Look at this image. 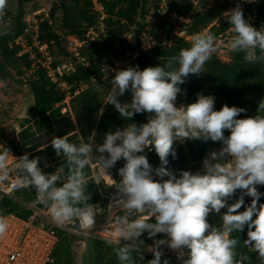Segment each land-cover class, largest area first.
Listing matches in <instances>:
<instances>
[{"label":"clouds","instance_id":"1","mask_svg":"<svg viewBox=\"0 0 264 264\" xmlns=\"http://www.w3.org/2000/svg\"><path fill=\"white\" fill-rule=\"evenodd\" d=\"M5 4L6 0H0V12ZM224 14L233 32L228 46L243 52L249 64L256 63L254 52L264 53V26H252L239 4ZM217 47L214 33L200 32L193 35L190 47L165 64L116 70L103 103L113 105L132 123L106 132L95 149L90 143L70 142L66 135L53 138L51 146L64 158L67 172L63 168L45 172L40 157L30 158L28 153L15 158L23 186L33 188L52 219L61 223L89 199L85 169L94 153L106 174L123 160L116 196L126 211L114 218L112 238L106 241L114 246L119 264L143 262L137 241L144 233L150 238L165 237L154 239L148 247L152 259L147 264H170L167 258L162 260L160 246L165 244L177 250L182 264H241L236 251L239 240L233 234L245 228L244 245L264 264V202L258 205L264 193L257 187L264 185V100L258 102L254 115L243 117L246 109L242 107L225 103L216 109L211 94L197 93L194 101L176 105L181 85L190 75L205 72ZM128 91L130 102L121 103L119 97ZM140 113L149 115L147 122L137 125L132 118ZM188 140L218 142L221 147L204 158L201 169L173 171L168 165L169 156L176 158L174 145ZM146 149L155 151L159 166L149 163ZM7 159V153L0 154V170L6 169ZM238 190L239 197L229 204ZM245 196L252 198L250 203H245ZM223 208L226 211L221 213ZM213 212L219 214V224L208 222ZM7 227L6 219L0 217V234Z\"/></svg>","mask_w":264,"mask_h":264},{"label":"rangeland","instance_id":"2","mask_svg":"<svg viewBox=\"0 0 264 264\" xmlns=\"http://www.w3.org/2000/svg\"><path fill=\"white\" fill-rule=\"evenodd\" d=\"M74 1L66 0L67 3H73ZM81 1L82 4H85L84 0ZM158 1H147L145 14H143V10H140L141 12L135 20V25L143 27L142 30L146 27L148 31L154 29L156 23L159 21V15L156 12V3ZM165 1L173 12L177 11L180 14L179 11H183L186 14L183 15L187 16L184 21L178 19L179 17L174 19L172 34L175 31L189 34L197 14L214 10L216 15L214 21L198 33L210 32L211 26H219L221 22L226 20L224 13L236 7L239 3V0ZM93 10L96 13L97 22L101 19L106 25L107 14L105 13V9H103V13H105L104 19H102V7H100L99 3L95 4L94 2ZM63 15L62 0H6L5 7L0 12V36L12 33L19 21L26 23V29L22 33L23 39L20 41L23 43V46L17 44L21 46L22 50H18L13 54H0V61L3 63V66L0 68V154H8L7 167L5 170H0V177H3V181H9L12 178L22 180V176L19 170L16 169L14 162L15 158H19L25 153H28L30 158L40 157V167L43 171H57L59 163L65 160L62 156H57L54 148L51 146V140L55 137L66 135L70 142L77 144L81 142L90 143L94 149L96 145L102 144L103 139H100L101 135L97 130L102 118L100 112L102 110L103 114L108 105L104 104L103 101L110 92V80L114 77L116 70L138 65V57L143 51L141 49H139L137 56L129 55L126 58L127 62L117 69L116 65L112 64V58L120 55L122 52L118 54L112 52L110 56H100L94 50L93 41L85 39V42L81 44L76 43L74 37L81 39L84 37L71 33L69 29L64 27ZM34 16L40 20L36 27L35 23H33ZM27 20H31L29 21L30 25ZM44 22L48 23V27L43 26ZM251 23L258 29L264 26V23L258 24L253 19ZM166 25L168 26V23ZM50 34H55V36H51ZM215 36L218 47L212 56H217L223 61L230 62L234 53L228 46L233 36L231 27L221 30ZM116 47L119 49L121 45L118 43ZM26 53H28V60H32V64L35 61V69L43 63L49 64L51 70L53 69L51 71L53 78H55L52 81L60 83L59 85L62 90L66 91L65 99L58 103L54 111L44 116L34 115L35 100L30 89L31 82L34 79V70L27 67V60L22 57ZM254 55H256L255 52ZM92 60L97 63L105 62L106 65H104L103 71L98 72L87 86L77 87L76 82H65L70 88L64 86L65 83L62 82L63 74H71L78 66L89 65ZM255 65L257 67V76L254 79L252 92L232 100H215L216 109L227 103L229 106L235 105L246 109V112L242 113L241 117L251 116L256 113L258 102L264 100V53L257 56ZM72 87L75 88L74 92H71ZM69 91L71 94L68 95ZM83 94L86 95L81 96ZM119 100L121 103L130 102L131 92H126L123 96L119 97ZM181 104H187V102L177 96L176 105L179 106ZM113 109H115L114 106ZM135 115H138L139 119L134 123L139 125L147 122L149 114L140 113ZM129 123L126 121L122 122L117 128H123ZM13 140H17L19 143L17 148L12 147L11 142ZM219 149L218 147L208 150L204 158L210 152L219 151ZM145 151L148 150L146 149ZM96 155L94 153L93 158L90 159L91 175L86 176V178L96 180L101 191L104 193V200L97 204L96 207L100 209L101 217L105 219L109 207V197L117 192L116 185L119 181L113 176L116 165L108 170L110 178L104 177ZM121 162L124 161L120 160L117 163ZM169 168L173 171L191 170L194 172V164L189 159ZM35 195L36 192L33 188L23 186L13 198L21 202L23 206H26V204L34 201ZM2 197L0 193V210ZM125 211L123 207L119 208L115 212V217L123 215ZM162 238L160 237L159 239ZM71 240L74 264H78L80 249L82 250L81 258L83 264H95V252L92 241L79 236H71ZM160 247L162 248V245ZM141 254L144 260L147 254L144 251Z\"/></svg>","mask_w":264,"mask_h":264},{"label":"trees","instance_id":"3","mask_svg":"<svg viewBox=\"0 0 264 264\" xmlns=\"http://www.w3.org/2000/svg\"><path fill=\"white\" fill-rule=\"evenodd\" d=\"M148 0H98L105 9L107 14L106 20V35L103 37V44L98 45L93 42L94 50L98 52L100 56L111 55L110 53H123L125 46V37L128 32L134 30L138 34L141 33L143 27L135 25V20L139 13L143 10L145 14V8ZM63 2V24L64 27L69 29L71 33L77 34L80 37H85L86 31L89 27L97 23L96 13L93 10L94 1L84 0L85 4H82L81 0H75L73 3ZM57 6V5H55ZM141 10V11H140ZM179 11V10H178ZM181 14L183 11H179ZM244 16L248 19L249 23L253 19L258 24L264 23V0L260 2H252L245 6L243 10ZM186 15V14H185ZM215 11L211 10L207 13H199L195 17V21L192 24L190 30L191 33H198L202 29L208 27V25L214 21ZM43 26L48 27V23L44 22ZM135 26V27H134ZM159 28L165 29L167 32H171L174 27V22L169 23V27L166 26V22L162 21L158 24ZM231 26L227 21H223L219 26L213 25L210 28V32L217 35L221 30H226ZM12 33H7L0 36V54H13L18 50H21V46L14 43V39L21 35L26 29V23L19 21L14 27ZM140 32V33H139ZM55 36V34H50ZM120 44L121 47L117 49L116 45ZM190 41H187L184 37L176 36L172 46H163L161 44L155 47L143 50L138 57V65L141 69L147 66H155L158 64H165L177 56L182 48L190 47ZM257 56L262 53L259 50L255 51ZM245 54L243 52H234L233 58L230 62L221 60L217 56H212L204 67V73L199 76L190 75L185 83L181 85L182 93L178 94V97L185 100L187 103L196 99L197 93H203L205 95L211 94L215 97V100H232L241 97L247 93L252 92L254 79L257 76V67L254 64H249L244 59ZM22 57L27 60V67L31 69L32 60H28V53L23 54ZM106 63H97L93 60L89 65H80L71 74H63L62 82L77 83V87L81 82L89 84L94 76L98 72L103 71V67ZM3 63L0 61V68ZM34 79L31 82L30 89L33 93L34 115L44 116L54 111L58 103L65 99L66 91L62 90L60 83L53 82L48 75V69L45 66L40 65L34 70ZM75 88L72 87L71 92H74ZM83 94L81 96H85ZM93 101V100H92ZM92 103V102H91ZM138 115L133 116V122H136L139 118ZM125 120L120 116L119 112L113 109L111 104L107 105L105 112L102 114V118L98 124V133L101 135L100 139H104V134L108 131H115ZM132 123V121H127ZM228 131H225V135H228ZM12 147L17 148L19 143L17 140L11 142ZM176 150V158L173 159L169 156L168 167L177 166L184 160L189 159L194 164V172L201 169L203 158L206 152L210 149L220 148L221 145L218 142H204L201 140H188L184 143H177L174 145ZM149 163L155 168L159 166L160 160L155 151H145ZM124 162L117 163L113 171V176L119 181L118 169L122 167ZM63 168L67 172V164L65 161L60 162L58 169ZM90 164L85 169L86 176L91 175ZM89 180L87 186V193L89 199L85 202L77 205V209L98 203L104 200V193L101 191L96 180L93 178H87ZM258 191L264 193V185H258ZM239 190L228 200V203H234L239 197ZM35 197V196H34ZM245 203L251 202V197L245 196ZM264 202V196L261 197L259 203ZM244 208L240 209L243 211ZM1 211L3 212H16L20 215L27 216L31 213V210L23 206L21 202L13 197L3 196L1 199ZM226 208L221 209V213L225 212ZM208 222L210 224H219L220 216L216 213H210L208 216ZM238 240L237 247L238 259L242 261V264H259L258 258L250 248L246 247L243 243L244 239H247V228L241 233L233 234ZM61 239L56 247L55 261L52 264H74L73 245L71 236H75L65 231H60ZM163 237V234H158L155 238H150L147 233L141 236V240L137 241V244L141 246L140 252L148 245L153 244L154 239ZM95 252V264H119L116 256L114 246H109L106 241L101 239L92 238ZM135 256L136 253H133ZM243 257H247L246 260ZM165 257H162V260ZM139 259V257H137ZM152 259V254H147V257L141 262V264H147V261ZM170 264H182L179 261L169 259Z\"/></svg>","mask_w":264,"mask_h":264},{"label":"built area","instance_id":"4","mask_svg":"<svg viewBox=\"0 0 264 264\" xmlns=\"http://www.w3.org/2000/svg\"><path fill=\"white\" fill-rule=\"evenodd\" d=\"M93 1L95 4L99 3L98 0ZM260 1L262 0H251V2L239 0L238 4L244 10L247 4ZM99 4L100 7H102V19H104V7L101 3ZM156 12L159 15V21H165L166 24L168 23V26L166 25L167 27H169V23L175 21L174 19H176V17H179L178 19L181 21H184L187 17L181 13L178 14L177 11L173 12L165 0H159L156 3ZM27 21L29 24L31 20ZM33 21L35 27L38 26L40 21L39 18L34 16ZM159 21L151 31H148L146 27L140 34H137L134 30L127 33L123 53L112 58V64L116 65L117 69L127 62L126 58L129 55L137 56L139 49L148 50L159 44L172 46L176 36L184 37L187 41L191 42L194 34H185V32L180 33L178 31L172 34L174 28L171 32H167L165 29L158 27ZM104 35H106V25L100 19L95 25L87 29L83 39L74 37V40L76 43L81 44L85 42V39H88L98 45H102L104 42L102 36ZM22 37L23 34L16 37L14 43L23 46V43L20 42L23 39ZM46 47L48 48L47 44ZM35 65L36 63L34 61L31 67L32 70H35ZM42 65L48 69V75L54 80L55 78H53L51 73L53 69L51 70L49 64L43 63ZM108 66H110V64H108ZM87 85L88 84L84 82L79 84L81 87ZM64 86L67 87L68 85L65 83ZM68 87L70 88V86ZM69 94H71L70 91L68 92V95ZM22 187V180L19 178H12L9 181L0 179V193L2 196L14 197ZM99 203L100 202L78 208L73 217L61 223H57L52 219L48 207L39 202L37 193L34 201L26 204V208L31 210V213L27 216L20 215L16 212H3L0 210V217L5 218L8 225L7 230L0 234V264H52L55 261L56 247L61 239V230L88 240L96 238L107 241L112 238L115 212L121 208L122 205L117 200L116 193L109 197L107 217L104 219L101 217L100 209L96 207ZM90 220H93V224L89 223ZM163 238H165L164 234ZM151 245L152 244L148 245L143 250L145 254H152L148 250V247ZM161 250L163 252L162 257L182 262L178 257L177 250L170 249L166 244L162 245ZM79 254L78 264H83L81 249L79 250Z\"/></svg>","mask_w":264,"mask_h":264},{"label":"bare ground","instance_id":"5","mask_svg":"<svg viewBox=\"0 0 264 264\" xmlns=\"http://www.w3.org/2000/svg\"><path fill=\"white\" fill-rule=\"evenodd\" d=\"M104 177H106L107 179L110 178V175L109 174H106V173H103Z\"/></svg>","mask_w":264,"mask_h":264}]
</instances>
